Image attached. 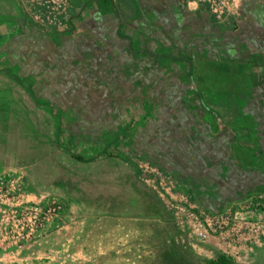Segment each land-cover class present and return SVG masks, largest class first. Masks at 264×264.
Listing matches in <instances>:
<instances>
[{
    "label": "rangeland",
    "instance_id": "374dc122",
    "mask_svg": "<svg viewBox=\"0 0 264 264\" xmlns=\"http://www.w3.org/2000/svg\"><path fill=\"white\" fill-rule=\"evenodd\" d=\"M122 1L133 49L188 56L191 76L125 40L97 49L93 28L117 26L108 7L55 33L19 4L0 32V175L67 207L0 264H264V0H231L221 20L208 4Z\"/></svg>",
    "mask_w": 264,
    "mask_h": 264
},
{
    "label": "built area",
    "instance_id": "2783aa9c",
    "mask_svg": "<svg viewBox=\"0 0 264 264\" xmlns=\"http://www.w3.org/2000/svg\"><path fill=\"white\" fill-rule=\"evenodd\" d=\"M179 1L208 4L221 20L231 0ZM19 3L28 19L47 32L64 33L74 28V0H19ZM66 210V203L59 198L31 194L22 174H1L0 259L17 256L43 236L61 229Z\"/></svg>",
    "mask_w": 264,
    "mask_h": 264
},
{
    "label": "crops",
    "instance_id": "0c3cea01",
    "mask_svg": "<svg viewBox=\"0 0 264 264\" xmlns=\"http://www.w3.org/2000/svg\"><path fill=\"white\" fill-rule=\"evenodd\" d=\"M111 1L113 2L115 8L121 13L123 24H120V20L118 19L115 12L108 6V4L101 3L102 0H74L73 14L75 17V21H79L80 25L84 24L85 21H89L91 19L90 17H93L94 15L100 16L102 14L101 9L108 7L118 20L117 26L108 28L98 26L93 28V43L95 44L96 48H102L103 50H105L106 48L109 49L111 46V42L118 43V41L120 40H125L128 42L129 40H131L133 46L137 43H144L139 32L125 31L126 26L129 25L130 22H128L127 19L128 11H126L125 6L123 5L124 2L122 0ZM19 4V0H0V32L3 31L4 27V29L6 30L3 33L12 34L19 27V24L17 22L20 21V19H22L23 17L22 12L19 10ZM119 5L122 11L120 10ZM94 6L97 10L89 13L90 8ZM105 35L109 37H106ZM129 49H131L130 42Z\"/></svg>",
    "mask_w": 264,
    "mask_h": 264
},
{
    "label": "trees",
    "instance_id": "16d2710c",
    "mask_svg": "<svg viewBox=\"0 0 264 264\" xmlns=\"http://www.w3.org/2000/svg\"><path fill=\"white\" fill-rule=\"evenodd\" d=\"M135 3H137L136 0H134ZM102 4H108V6L115 12V14L117 15L118 19L120 20V24H123L122 23V16H121V13L119 12V10H117L113 4V2L111 0H102L101 2ZM130 42V45H131V52L133 54H137V53H140L142 55H145V56H149V57H152L154 59H166V58H173L177 61H180V62H184V63H187L189 65V76L192 75V67H193V61L190 57L188 56H184V55H180V56H170V55H156V54H152L148 51H145V50H135L133 49V44H132V41L129 40ZM202 107L203 108H206V106L204 104H202ZM207 109V108H206ZM104 155L107 156V157H114L113 154L111 153H108V152H104ZM75 160H77L78 162H82V163H92L96 160H98L97 157H92V158H84L83 156H80V155H74L72 156ZM211 264H231V262L228 260V258L224 255H221L218 257L217 260L213 261Z\"/></svg>",
    "mask_w": 264,
    "mask_h": 264
}]
</instances>
